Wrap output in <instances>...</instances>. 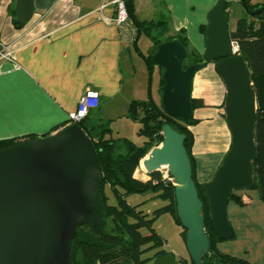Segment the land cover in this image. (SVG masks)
I'll return each mask as SVG.
<instances>
[{
	"label": "water",
	"instance_id": "1",
	"mask_svg": "<svg viewBox=\"0 0 264 264\" xmlns=\"http://www.w3.org/2000/svg\"><path fill=\"white\" fill-rule=\"evenodd\" d=\"M242 2L248 10L246 0ZM18 3L19 19L26 23L34 12L33 0ZM207 18L203 60L185 68L189 50L174 37L157 45L151 61L163 69L164 111L181 122L189 123L194 115V78L207 64L215 63L226 87L224 108L232 143L213 178L203 183L213 229L225 240L234 235L228 217L233 191L250 189L254 183L258 103L251 71L232 40L226 1L219 0ZM162 133L163 141L142 160V166L147 174L168 168L177 216L186 229L187 250L194 264H204L210 238L202 213L204 202L185 146L187 134L169 123L163 124ZM138 179L147 181L142 175ZM102 182L94 144L77 123L0 149V264H69L78 228L103 223ZM154 264H178V258L173 252L166 253Z\"/></svg>",
	"mask_w": 264,
	"mask_h": 264
},
{
	"label": "crops",
	"instance_id": "2",
	"mask_svg": "<svg viewBox=\"0 0 264 264\" xmlns=\"http://www.w3.org/2000/svg\"><path fill=\"white\" fill-rule=\"evenodd\" d=\"M225 1L230 29L234 31L235 24L242 18L248 19L250 13L241 0ZM251 1L264 5V0ZM218 2L134 0V5L139 20H156L161 15L160 20L168 22L171 34L185 30L192 47L198 50L200 44L205 48L201 27L207 25L208 12ZM33 4L32 16L22 23L18 0H0V44L10 45L15 54L14 60L0 58V140L39 138L63 128L70 124V115L89 91L99 92L98 108L105 113L104 107L106 111L114 108V103L126 97L123 92L128 89L125 68L131 58L130 45L136 48L139 40L136 44L125 37L108 20L114 14L111 6L100 10L101 0H33ZM146 5L148 11L142 12ZM225 95L226 92L223 103ZM223 107L206 102L194 111L197 119L217 122L226 135L224 148L198 154L196 176L200 183L213 178L232 143L227 122L221 116L225 113ZM235 193L244 203L230 201L228 205L235 238L222 240L217 247L220 252L246 259L250 264H264L263 247L254 253V260L247 244L238 248L240 236L247 241L252 227L264 221V202L258 191L239 189Z\"/></svg>",
	"mask_w": 264,
	"mask_h": 264
},
{
	"label": "trees",
	"instance_id": "3",
	"mask_svg": "<svg viewBox=\"0 0 264 264\" xmlns=\"http://www.w3.org/2000/svg\"><path fill=\"white\" fill-rule=\"evenodd\" d=\"M246 4L249 13L251 11L256 13H251L248 19H240L235 30L231 31V36L248 64L257 94L258 109L255 129L257 154L252 162L254 183L250 189L257 190L264 202V5L252 3L251 0H246ZM226 7H228L227 2ZM128 9L130 20L137 29L136 44L142 34L152 42L148 55L136 45L138 53L144 58L151 72L156 67L151 58L157 45L174 37H178L189 50V56L184 62L185 68L191 63L203 60V53L192 47L185 30L171 34L166 21L139 20L135 14L134 0H128ZM201 30L205 34L206 25H203ZM159 69L161 72L160 86H162L164 84L163 69L160 67ZM218 74L220 75L219 72ZM192 103L194 110L205 106L203 98L192 97ZM91 115L92 113H89L78 125L91 137L102 167L103 182L100 196L104 202V219L99 226L84 224L78 228L73 240L69 264H154L160 256L172 253L164 248L166 240L156 231L154 222L159 215L169 213L175 222L182 226L177 216L175 186L171 180L158 171L150 173L147 181H140L135 175L141 160L163 141L162 126L165 123L187 134L185 146L192 159L193 178L196 181L200 198L204 202L202 213L205 216L206 234L210 238V251L203 257L204 264H215L216 262L250 264L248 261L220 252L217 247L218 242L223 239H220L213 229L209 203L203 183L197 179V163L191 152L195 136L190 126L199 122L194 115L189 123H184L167 114L162 103H157L152 98L133 100L130 105V116L141 124L138 135L146 138L143 145H137L128 137L111 136L108 134L111 133L110 127L91 123ZM23 139L25 138L2 139L0 149L17 144ZM235 191L230 201L244 204L242 197ZM148 192L153 193V197L166 202V205L155 209L152 215L145 212L142 202L132 204L129 201V197L134 194L142 195ZM144 230H148V233H144ZM181 236L186 241V229L181 232ZM232 238H235V234ZM178 262L194 264L191 258L185 257H179Z\"/></svg>",
	"mask_w": 264,
	"mask_h": 264
},
{
	"label": "rangeland",
	"instance_id": "4",
	"mask_svg": "<svg viewBox=\"0 0 264 264\" xmlns=\"http://www.w3.org/2000/svg\"><path fill=\"white\" fill-rule=\"evenodd\" d=\"M238 6L240 5H238L237 3V7ZM147 8H149L148 5H146V7L142 6V12H147ZM145 16H150V14L145 13ZM161 18L162 17L160 15V17H156V20H160ZM230 25L232 27L231 22ZM236 25L237 24H235V26ZM151 45L152 42L150 41V39L146 37V35L142 34L138 41L139 49L144 54L148 55L151 50ZM130 47L132 50L131 58H128V62L125 68L126 86L128 87V89L126 92H123L125 93V96L127 98L123 97L122 99H119L118 104L114 103L115 107L109 108L107 111L105 110L106 107H104L105 113L100 112V108L93 109V113L91 115V123L97 126L102 125L105 127H110L111 133L108 134L115 138L128 137L137 145H143L146 138L144 136L138 135V130L141 124L139 121L132 119V117L130 116V105L133 102V99L149 100L152 98L157 103H161V72L158 66H156L151 72L145 63L144 58L136 51L135 46H132L131 44ZM203 49V44H200L198 51L203 53ZM134 65L136 67L135 71L133 70ZM134 87L137 88V92L135 91ZM225 92L226 87L222 81L221 76L218 74L215 68V63H209L206 67L201 69L196 74L193 83V97L200 98V96H205V98H203L205 103H219L220 108H222L224 106L223 96ZM136 94L138 95L137 98H135ZM125 98L129 101L126 102ZM194 111H196V109ZM196 114L197 113L194 112V117L198 116ZM221 116L224 120H226L225 113ZM221 116H219V120H223ZM198 121L199 122L197 124H193L190 126V129L193 131L195 136L194 142L191 146V152L193 158H195V161H197L198 154H201L200 152L204 153L208 150L224 148V141L226 140V135L223 132L222 128L218 127L220 125L218 124L217 126V122L211 121L207 123L206 120H202V118L198 119ZM142 160L135 175L137 178L142 175L144 180H149L150 176L145 172L142 166ZM198 165H200V162L198 163ZM158 172H161L163 175L168 174V171L165 167H162ZM251 190L257 192V190L255 189ZM129 201L132 204L142 202V208L150 215L153 214L155 209L166 205V202H164L162 199L153 197V193L151 192L142 195L134 194L129 197ZM262 219L264 220V216H262ZM154 228L166 240L164 248H166L168 251H172L177 256V258H190L186 243L181 236V232L184 230V228L182 226H179L175 222L171 214L164 213L159 215L154 222ZM144 233H148V230H144ZM244 244H247V247L252 253V260H254L256 258V255L254 253L260 248V246L264 248V221H259L252 227V234H250L249 238H247V241L245 237L243 238L242 236H240V240L238 241V248L242 247V245ZM238 259L247 261L243 258ZM178 264L183 263L178 262Z\"/></svg>",
	"mask_w": 264,
	"mask_h": 264
},
{
	"label": "built area",
	"instance_id": "5",
	"mask_svg": "<svg viewBox=\"0 0 264 264\" xmlns=\"http://www.w3.org/2000/svg\"><path fill=\"white\" fill-rule=\"evenodd\" d=\"M107 6H111L114 10L113 16L108 18L109 21L116 24L122 34L125 37H128L130 40L135 41L137 37V29L133 26V23L130 20V14L128 9V0H101L100 10H103ZM235 43V42H234ZM0 58H5L8 60H14L15 54L14 50L10 45L0 44ZM100 105V94L97 91H89L84 94L78 103L76 110L70 115V124L71 123H80L82 122L87 115L93 110L98 108ZM168 174L165 175V178L173 180L170 176L169 170Z\"/></svg>",
	"mask_w": 264,
	"mask_h": 264
}]
</instances>
